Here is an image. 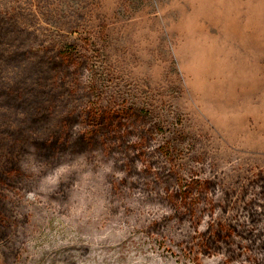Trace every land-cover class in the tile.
Here are the masks:
<instances>
[{
    "label": "rangeland",
    "instance_id": "obj_1",
    "mask_svg": "<svg viewBox=\"0 0 264 264\" xmlns=\"http://www.w3.org/2000/svg\"><path fill=\"white\" fill-rule=\"evenodd\" d=\"M0 264H264V0H0Z\"/></svg>",
    "mask_w": 264,
    "mask_h": 264
}]
</instances>
